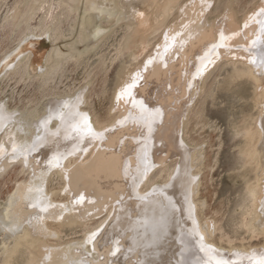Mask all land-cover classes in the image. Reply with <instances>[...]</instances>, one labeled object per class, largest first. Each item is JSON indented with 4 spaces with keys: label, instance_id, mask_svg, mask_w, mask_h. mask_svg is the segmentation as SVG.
<instances>
[{
    "label": "bare ground",
    "instance_id": "bare-ground-1",
    "mask_svg": "<svg viewBox=\"0 0 264 264\" xmlns=\"http://www.w3.org/2000/svg\"><path fill=\"white\" fill-rule=\"evenodd\" d=\"M111 1L117 5V0ZM146 1L152 12L134 13L125 46L144 50L150 34L164 29L153 52L118 87L113 99L116 113L110 122L90 118L83 108V89L72 97L48 99L43 114L29 122L32 132L24 136L21 124L10 130L15 113L0 103V134L5 131L0 156H7L2 167L20 157L33 173L0 209V232L10 236L23 231L16 244L28 246L30 264H264L263 245L249 251L244 247L223 250L209 241L213 228L202 224L195 201L196 156L182 136L205 77L221 59L233 61L234 77L246 75L255 80L256 104L264 107V0L241 20L230 8L210 23L206 14L211 0ZM95 3L87 0L86 10L97 8ZM174 10L179 12V21L170 24ZM10 61L4 66L9 67ZM237 62L242 66H236ZM259 118L245 126L243 151L251 166L255 163L264 172L259 144L264 120ZM173 158L176 167L168 178L149 189L154 168ZM52 173L61 174L64 180L63 191L69 198L63 203L55 202L46 191ZM250 192L255 207L246 225L256 235L264 233V196L260 195L264 189L255 187ZM104 213L106 219L84 242L49 243L59 237L64 224L86 225ZM87 244L96 255L86 250Z\"/></svg>",
    "mask_w": 264,
    "mask_h": 264
},
{
    "label": "rangeland",
    "instance_id": "rangeland-1",
    "mask_svg": "<svg viewBox=\"0 0 264 264\" xmlns=\"http://www.w3.org/2000/svg\"><path fill=\"white\" fill-rule=\"evenodd\" d=\"M142 1L117 0L115 5L111 0H96L94 6L97 8L86 10L87 0H0V103L7 107V111L15 113L10 130L21 124V135L29 136L32 132L29 122L43 114L48 99L72 97L83 89L86 93L83 108L90 118L94 122H110L116 113L113 99L118 87L125 81L127 73L135 71L153 52L164 29V26L160 27L155 30L156 33L150 34L144 50L139 48L135 51L125 46L130 33L128 23L134 20V13L138 10L152 12L146 4L149 2ZM187 1L181 0L182 3ZM261 1L211 0L206 14L208 22L218 19L230 8L241 20ZM172 15L170 24L179 21L177 10ZM152 17L155 19L153 14ZM84 28L87 30L84 31ZM7 59H11L9 67L4 66ZM219 61L210 68V74L205 77L188 111L182 136L193 156L197 157H194L193 166L198 182L195 201L200 221L213 228L209 241L223 250L229 247V250H241L244 247L249 251L264 246V233H256V237L246 225L255 207L250 189H264V172L255 163L251 166L253 163L243 151L246 149L243 143H246L245 126L259 122L258 117H261L260 121L264 120V110L262 115L263 106L256 104L255 80L246 75L234 77L233 61L228 58ZM236 66L241 67L242 64L237 62ZM262 75L263 86L264 73ZM4 137L5 131L0 134V142ZM261 138L259 144L262 147L258 145L264 155V133ZM5 157L0 158V209L18 185L27 182L33 174L32 168L20 157L2 167ZM175 164L176 158H173L168 160L167 165L156 166L150 174L152 184L148 185L149 189L152 185L164 183ZM48 178L47 193L57 203L67 201L69 197L63 191L65 183L61 174L52 173ZM252 182L256 183L255 186ZM247 185L251 186L250 189ZM262 192L260 195L264 196ZM260 211L261 206L258 207ZM106 217L104 213L98 219L89 220L86 225L72 224L70 227L64 224L59 237L51 238L49 243H82L86 235ZM52 229L56 230L57 225H53ZM22 233L7 236L5 231L0 232V264H30L28 246L23 242L21 247L16 244ZM86 250L95 253L90 244H87ZM22 253H25L24 256Z\"/></svg>",
    "mask_w": 264,
    "mask_h": 264
},
{
    "label": "snow or ice",
    "instance_id": "snow-or-ice-1",
    "mask_svg": "<svg viewBox=\"0 0 264 264\" xmlns=\"http://www.w3.org/2000/svg\"><path fill=\"white\" fill-rule=\"evenodd\" d=\"M83 199V197H81V200Z\"/></svg>",
    "mask_w": 264,
    "mask_h": 264
}]
</instances>
